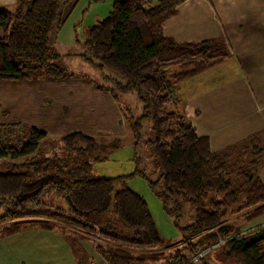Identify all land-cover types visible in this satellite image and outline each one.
<instances>
[{
  "label": "trees",
  "instance_id": "trees-1",
  "mask_svg": "<svg viewBox=\"0 0 264 264\" xmlns=\"http://www.w3.org/2000/svg\"><path fill=\"white\" fill-rule=\"evenodd\" d=\"M182 1H114L103 20L88 27L81 55L111 85L84 79L109 92L116 102L115 90L136 95L141 112L125 118L131 143L136 149L144 141L140 126L150 119L153 137L148 143L158 175L153 178V172L141 167L135 150L132 174L147 179L175 223L186 206L192 210L190 223L176 224L183 243L164 264H183L184 250L204 248L220 238L225 240L219 249L235 264H264V226L233 235L234 227L224 224L229 213L244 212L248 220L264 211V186L258 176L264 145L247 139L214 152L208 137L197 133L179 108V83L228 56L222 41L177 43L162 33L164 18L173 15ZM77 2L17 0L13 10L0 6V81L78 77L58 65L53 49ZM57 139L65 154L47 155L43 145L50 139L45 131L0 120V208H4L0 223L23 216L47 218L94 236L95 248L107 264L144 262L129 248L153 250L164 244L147 203L126 186L127 176L102 177L91 171L95 162L122 146L120 137L103 144L97 136L70 132ZM52 193L65 200L64 208L46 207L42 199ZM108 211L112 220L102 228L88 219L92 213ZM123 230L132 234H122ZM209 252L194 264H208Z\"/></svg>",
  "mask_w": 264,
  "mask_h": 264
},
{
  "label": "crops",
  "instance_id": "crops-1",
  "mask_svg": "<svg viewBox=\"0 0 264 264\" xmlns=\"http://www.w3.org/2000/svg\"><path fill=\"white\" fill-rule=\"evenodd\" d=\"M184 2L177 5L175 15L164 20L162 33L177 43L222 41L225 52H228L227 58L219 64L222 66L221 86L211 88L207 93L208 100L202 105L206 109L207 121L218 120L211 121L205 129V124L200 125L195 120L197 117L205 118L202 108L196 105L183 110L185 117L197 133L208 137L210 149L214 152L247 139H250L248 142L251 144L264 145V100L259 102L257 99L264 97V66L261 64L263 58L258 50L260 46L257 47L256 44L257 37L261 39L259 33L261 35L264 33V0H184ZM16 3L17 0H0V6L8 10H13ZM247 22L251 23L250 33L254 27L258 29V35L251 36L253 43L249 46L250 37H244V32L248 30L245 29ZM2 35L3 31L0 28V37ZM245 42L246 50L250 49L249 60L247 55H244ZM55 45L56 40L53 49L57 53ZM83 51L78 56L84 61L81 56ZM57 55L59 58L60 54ZM250 61L253 63L251 67ZM79 77L0 81V120L4 123H20L24 128L36 127L47 133V139H57L70 132L97 136L100 141L106 143L114 137L124 139L128 132L125 115L118 103L109 92L101 91ZM219 104L220 108L217 107ZM247 112H254L255 116L251 120L246 118L247 121L240 122ZM258 176L264 186V160L258 169ZM245 220V224L249 226H241L242 231L264 226V211ZM54 235L51 232L46 241H51ZM13 236L19 239L22 235L17 233ZM77 236L79 237L71 244V248L76 244V251L81 256L73 258L74 254L67 250L69 247L67 244L66 251L62 249L58 264H107L103 255L95 248L91 236L83 232H78ZM176 245L162 251L153 249L134 254L139 260H144L139 264H146L147 261H150L147 264H164L166 258L175 254L167 253L172 250L176 252L182 243L178 242ZM49 248L47 245L41 250L46 252ZM6 250L11 252V249ZM129 250L134 252L133 249ZM2 252L4 249H0V254ZM36 252L37 248H33L31 253L25 252V255L36 257ZM163 253L166 255H161Z\"/></svg>",
  "mask_w": 264,
  "mask_h": 264
},
{
  "label": "rangeland",
  "instance_id": "rangeland-1",
  "mask_svg": "<svg viewBox=\"0 0 264 264\" xmlns=\"http://www.w3.org/2000/svg\"><path fill=\"white\" fill-rule=\"evenodd\" d=\"M114 1L116 0H78L71 14L59 30L56 38L55 50L58 54H60L57 63L61 67H63L66 72H71L73 74L75 73L77 76H80L83 79L84 77H88L90 80H92L93 83L96 84H103L107 86L111 85L110 82H107L99 77L95 69L81 60L78 54L83 51L82 42L86 37L88 27L97 24L100 20H103L109 14ZM182 2L185 3L184 0ZM176 7L175 13L173 15L177 13ZM173 15L164 18V20L172 17ZM250 27L251 23L247 22L245 29L248 30L244 32V37H250L248 46L253 43L251 40V36L254 37L255 34L258 35L257 27H254L251 33L249 31ZM258 36L261 39L259 40V38L257 37L258 41H256V44H258L257 47L260 46L258 50L260 51L261 57L263 58L261 64L262 66H264V33L262 35L259 33ZM246 43L247 42L243 44L245 46L244 55H247V60H249L251 58L249 57L250 49L246 50ZM251 66H253V63L250 61V67ZM224 67L226 66L224 65ZM247 69L248 71H250L248 65ZM221 70V65H219L218 67L216 66V68L209 71L208 73H201L191 79H187L179 83L180 88L176 90L177 98L180 100L179 108L185 110V108L192 107L191 105H196L202 108L201 110L203 111V114H205V118L197 117L195 120L200 125L205 124V129L207 128V125L211 123V121L218 120L210 119L207 121L206 109L202 105L208 100L207 93L208 91H211V88L216 86H219L220 88V74H222ZM115 94L117 96V103L119 107H121L126 120L129 115L134 117L139 116L141 112V103L138 101L134 93L123 94L118 90H115ZM257 99L260 102L264 100V97ZM217 107L220 108V104ZM253 116H255L254 112H247L246 116L243 117L240 122L247 121L246 118H248V120H251ZM125 126L128 135L125 136L124 139H122V146L119 149L112 151L108 155V158L106 160L95 162L91 167V171L95 175L102 177L127 176L125 180L126 186L135 193L142 196V198L145 200L155 222L157 232L164 240V244L154 249L153 251H162L176 245L178 242L183 243L182 233L176 224L184 226L190 223L193 220L192 210L188 206H186L183 210L182 219L178 220V222L175 223V220L164 211L160 199H158L150 189L147 179L139 175L132 174L135 162L133 153L135 150L136 155L140 157L141 167L148 170V172H153V178L157 177L158 175L157 166L152 156L153 147L148 143V140L153 137L151 120L145 119L144 121H142L140 132L142 133V138L145 142L141 141L136 149H133V145L131 143L129 126L126 123ZM101 142L103 144L106 143L103 141ZM43 148L46 152L45 154L47 155L53 153L58 156H63L66 152L58 139H50L47 142L45 141ZM155 170H157L156 173ZM240 183L241 182L237 180L236 187H239ZM243 195L244 190H241L240 198H242ZM42 200L46 203V207L49 209H54L56 207H65V200L59 197L57 194H46ZM30 208L36 209V207L34 206H30ZM3 209L0 208V212L3 213ZM243 215L244 212L233 214L229 213L225 217L224 224L234 227V231L232 233L233 235H242L254 229L251 228L250 230L247 229L245 231H242L240 229L243 225H246V227L249 226V224H245L246 220ZM88 219L91 220L99 228H102L104 224L112 220V215L109 211L103 214L92 213L88 215ZM241 222L244 223L241 224ZM51 232L55 235L53 236V239L51 241L47 242L46 237L49 236ZM78 232L88 234L84 231L68 227L63 223L54 222L52 220L50 221L47 218L39 217L34 218L23 216L15 218L11 221H6L2 224L0 223V249H4V252L0 254V264H58L59 258L62 255V249L65 252L67 244L69 245V247H67V250L69 249L71 254H74H72L73 258H79L81 255H79L76 251V244L74 247L72 246L73 248H71V244L75 242V240L77 241V238L79 237L77 236ZM17 233H21V238L18 239L13 236V234ZM35 233H37V235H35ZM122 234L130 235L128 231L124 230L122 231ZM89 236H91V240L92 242H94V236ZM223 242L224 241L218 240L212 245L210 250H208L210 252L206 260L209 264H235L231 259H228L224 256V254L222 253V249H219V245H221ZM47 245L50 248L48 249V251L43 252L41 249L47 247ZM6 248L11 249V252L6 250ZM33 248H37V256H26L25 252L31 253V251H33ZM129 249H133L134 253L140 254L141 251H144L138 248ZM173 253L175 252L172 250L167 254ZM161 255L165 256L166 253H163ZM33 259L35 260L33 261ZM147 260L150 259L147 258Z\"/></svg>",
  "mask_w": 264,
  "mask_h": 264
},
{
  "label": "built area",
  "instance_id": "built-area-1",
  "mask_svg": "<svg viewBox=\"0 0 264 264\" xmlns=\"http://www.w3.org/2000/svg\"><path fill=\"white\" fill-rule=\"evenodd\" d=\"M220 241H224L225 239L220 238ZM212 247V245L210 246H206L204 248H197L196 250H184L183 252V257H186V262H184L183 264H194L197 261H199L206 253L208 250H210V248Z\"/></svg>",
  "mask_w": 264,
  "mask_h": 264
}]
</instances>
